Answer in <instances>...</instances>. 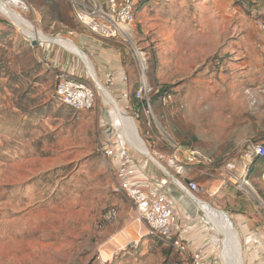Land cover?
Masks as SVG:
<instances>
[{"label":"rangeland","instance_id":"374dc122","mask_svg":"<svg viewBox=\"0 0 264 264\" xmlns=\"http://www.w3.org/2000/svg\"><path fill=\"white\" fill-rule=\"evenodd\" d=\"M22 2L25 7L14 9L10 4L8 8L44 36L69 39L83 51L77 37L84 30L75 22L67 0ZM262 4L264 0H147L137 8L129 39L103 41L94 36L122 53L128 84L136 86L142 80L138 55L143 54L146 81L158 89L172 87L176 94L171 106L177 112L169 118L177 125L172 137L206 153L210 166L219 170L239 163L249 141L264 146V39L254 20V11ZM0 6H5L1 0ZM0 13V264H196L190 254L181 256L159 244L147 230L131 237L122 226L115 205L122 193L116 191L119 183L111 169L112 157L104 156L101 146L109 140L107 144H120L126 154L170 171L155 155L165 146L147 126L145 115L137 119L129 108L131 102L121 104L103 83L89 54L85 53L100 84L114 101L103 98L79 57L39 38L33 37L37 45L32 46L28 30L26 34ZM54 51L66 55L65 71L49 62ZM62 72H73L74 78L93 88L92 110H73L58 100L55 90ZM195 106L215 111L209 121L193 122L203 142L199 145L191 139L190 114ZM115 110L125 111L133 120L150 157L122 145L112 120ZM184 112L186 121L181 125ZM224 116L226 130L218 124ZM258 165L248 179L251 191L231 193L234 186H229L232 197L226 196L227 208L232 204L239 210L235 213L264 220L258 210V202H264V164ZM226 182L230 183L227 174ZM210 198V194L197 196L228 218L240 238L246 264L248 243L239 235L235 217L220 208L223 201H217V195L213 201ZM195 203L212 250L211 264H223L212 240L213 224L206 209ZM113 208L118 217L106 222L104 216ZM141 225L145 226L137 223ZM218 237L223 239L221 234ZM133 242L138 244L135 249ZM112 243L119 245L115 253L109 251Z\"/></svg>","mask_w":264,"mask_h":264},{"label":"built area","instance_id":"2783aa9c","mask_svg":"<svg viewBox=\"0 0 264 264\" xmlns=\"http://www.w3.org/2000/svg\"><path fill=\"white\" fill-rule=\"evenodd\" d=\"M75 22L89 34L102 40H126L136 21L137 7L142 0H67ZM254 20L264 39V4L259 5L254 11ZM1 14V13H0ZM141 55V56H140ZM138 55V62L142 68V80L135 93V98L141 104L140 109L132 106L135 118L140 119L145 115L147 126L155 130L158 140L169 150L167 166L176 177H182L189 166H210V159L194 148L185 147L178 143L169 133L164 124V113H156L154 110V98L163 111L170 110L174 100L171 92L165 91L160 94V89L150 85L144 78L143 54ZM55 94L62 105L78 111L92 110L95 105V92L93 88L84 81L74 78L70 73L62 72L57 76ZM101 151L106 157H114L115 151L104 143ZM264 157V146L249 141L239 163L225 165L223 170L226 182V174L229 182L234 186L236 192L241 194L252 190L248 177L245 175L248 164L255 157ZM164 168V167H163ZM132 172H129L131 174ZM175 183L190 198L197 199L198 195L209 194L207 188L198 185L194 181L183 182L174 179ZM122 193L133 206L136 218L143 223L147 229V235L163 242L181 256L189 257L188 244L184 232H179L177 217L171 204L159 194H150L143 187L132 180L124 179L116 190ZM194 199V200H195ZM197 201V200H196ZM258 210L264 215V202H258ZM118 217L116 208L106 213L104 219L112 223ZM137 242H133L132 249L137 248ZM101 264H105L102 262Z\"/></svg>","mask_w":264,"mask_h":264},{"label":"crops","instance_id":"0c3cea01","mask_svg":"<svg viewBox=\"0 0 264 264\" xmlns=\"http://www.w3.org/2000/svg\"><path fill=\"white\" fill-rule=\"evenodd\" d=\"M77 39L78 41L80 40L79 45L84 53L89 54L93 63L96 64L99 69V74L103 83L108 86L114 96L119 99L121 104H124V106L129 105L131 102L130 93L132 91V86L130 83L128 84L129 78L127 77L126 67H124L125 63L123 62L124 57L122 53L118 49L106 45L103 42H99V40L93 35L91 36L88 32L86 33V31H83L81 35H78ZM57 44L64 47L59 43ZM65 57V54H60L59 51H54V56H52L49 62L52 66L57 65L58 67H62V70L65 71V66H63ZM66 63L68 62L66 61ZM93 63L92 65H94ZM71 74H73V72ZM114 106L119 109L117 105ZM129 108L132 110V104ZM154 110L158 114H165L164 126H166L170 135L173 134L174 136L177 132V125L176 122L170 121L169 118L170 116L172 117V114L177 112L176 107L163 111L160 105L156 102V104H154ZM214 113L215 111L213 109L206 110L204 107L195 106L191 108L190 122L192 126L190 127L192 128L191 132L193 135H191V139L195 144L199 145L203 142L195 132L193 122L209 121ZM182 119L183 122L180 120V122H178L181 125H184L186 121L185 112L182 113ZM218 124L226 130V116H224L223 120ZM144 132H147L146 128H144ZM222 138V143L226 144V135H223ZM105 141L107 142L109 140ZM162 145L164 144L162 143ZM182 145L193 148L192 146L185 144ZM109 146L115 151V155L110 159V162L111 169L119 184L124 179L135 181L148 193L162 195L171 204L177 217L178 231L183 232V230H185L184 237L188 244L189 254L196 264H211L213 256L212 250L207 240L206 229L200 224L198 217L199 206L195 203L196 201L192 200L178 187L174 181V179L177 178L183 182L194 181L200 186H206L207 193H209L211 197L210 201L215 200L213 198L215 195L218 196V198H216L217 201L218 199H222L223 206H221L220 203H217L219 204L218 206H221L220 208L227 213L231 212V215L235 217V222L238 225L239 235L244 237L248 243V248L246 249V256L248 257L246 264H264V220L258 219V222L256 218L250 219L246 213H235L239 210L238 208H234L232 204L227 208V203H229L230 199L226 196L232 197V195L229 194V190L231 189L229 186L232 184L228 183V185H226L222 183V179L225 177L223 169L219 170L220 168L218 169L216 166L212 167L205 165L189 166L186 168L185 174L182 177H176L171 169L170 171L165 167L159 169L149 160L126 154L120 144L110 143ZM155 155H157L159 159L164 160L167 164L169 150L166 146L162 151H157ZM129 172L132 173L129 174ZM230 191L231 193L233 191L236 193L234 187ZM119 197L121 199H116L115 205L119 207V217L122 218V226H126L128 234L131 237L141 235L142 229L147 230L146 226H137V223L141 222L136 219L132 204L125 199L123 195H120ZM252 240H254V243L257 245L252 244ZM121 242L123 243L124 240H121ZM118 246V243L110 244L109 251L115 253Z\"/></svg>","mask_w":264,"mask_h":264},{"label":"bare ground","instance_id":"6f19581e","mask_svg":"<svg viewBox=\"0 0 264 264\" xmlns=\"http://www.w3.org/2000/svg\"><path fill=\"white\" fill-rule=\"evenodd\" d=\"M1 2H3L5 6H0V11L4 14L5 17L8 18L11 23L16 25L20 30L24 31L26 34L27 32L25 31V29L28 30L29 34H31L32 37L37 39L39 38V41L41 42L47 43L48 41H50L48 37L44 36L37 29H35L34 26L30 25L25 19L15 13V10L14 12L13 10L8 8L10 4H14V9L18 8L19 6L25 7L22 0H1ZM54 42H60L61 45H63L68 50V52L83 59L86 63L88 72L93 77L92 79L95 80L98 88L102 91L103 98H110L111 100H113L112 96L108 93V91L102 88V84H100L90 60L76 44H74L71 40L64 38H59L57 40H54ZM111 114L112 120L118 131L122 145L128 144L132 148H134L132 150H136L137 152L146 155L148 150H146V147H144L140 139L137 137L133 120L123 110H115L112 111ZM191 199L194 200L195 198L191 197ZM194 201L199 203L202 206L203 210L206 209L205 214L213 224L212 230L214 232V236L212 240L215 247L217 249H220V257L222 259L223 264H243L241 242L237 233L232 231L231 226L227 223L226 219L218 211L211 209L210 206H207L206 204L198 201V199H195ZM219 234L223 236L222 240L219 239Z\"/></svg>","mask_w":264,"mask_h":264},{"label":"trees","instance_id":"16d2710c","mask_svg":"<svg viewBox=\"0 0 264 264\" xmlns=\"http://www.w3.org/2000/svg\"><path fill=\"white\" fill-rule=\"evenodd\" d=\"M145 1H147V0H142V1H140L139 2V4H138V6L140 5V3L141 2H145ZM249 1H254V0H249ZM50 7H53L54 9H55V5L54 4H51V3H49L48 4ZM138 8V7H137ZM128 57V56H127ZM132 82V81H131ZM134 84V82H132L131 83V86H132V91H131V93H130V98H131V104H132V106L135 108V109H140V107H141V104L139 103V101L135 98V93H136V91L138 90V88H139V84H136V86H134L133 85ZM165 91H168V92H171L174 96L176 95L175 94V92L173 91V89H172V87H168V86H161L160 87V94H162V93H164ZM156 102H157V98H156V96H155V98H154V104H156ZM252 142H255V141H252ZM255 143H257V142H255ZM258 164H264V157H255V158H253L252 159V162L250 163V173H249V176H248V179H250L251 177H252V175H251V170H252V168H255V169H258L257 167L259 166ZM254 172H257V170H255ZM158 241V243L159 244H161V245H164L163 244V242H161V241H159V240H157ZM170 248V247H169ZM171 250H172V248H170Z\"/></svg>","mask_w":264,"mask_h":264},{"label":"water","instance_id":"95a60500","mask_svg":"<svg viewBox=\"0 0 264 264\" xmlns=\"http://www.w3.org/2000/svg\"><path fill=\"white\" fill-rule=\"evenodd\" d=\"M28 37V39H29V41H30V43H31V45L32 46H36L37 45V42L35 41V39L32 37V36H27ZM50 41H48V43H52V44H57L56 42H54V40L52 39V38H48ZM82 51V50H81ZM83 52V51H82ZM84 53V52H83ZM85 54V53H84ZM86 55V54H85ZM80 58V57H79ZM81 59V58H80ZM81 61L86 65V63H85V61L83 60V59H81ZM87 68V67H86ZM92 78V77H91ZM94 81V80H93ZM95 82V81H94ZM95 84H96V82H95ZM97 85V84H96ZM98 87V86H97ZM102 88L103 89H105L106 90V88L102 85ZM136 135H137V131H136ZM137 137H138V135H137ZM141 141V140H140ZM146 155L148 156V157H150V154L147 152L146 153ZM221 215H223L224 216V218H226V220H227V223L230 225V222H229V220H228V218L224 215V213L223 212H219Z\"/></svg>","mask_w":264,"mask_h":264}]
</instances>
